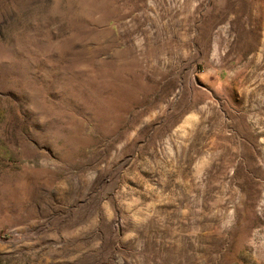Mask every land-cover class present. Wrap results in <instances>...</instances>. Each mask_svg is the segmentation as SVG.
Masks as SVG:
<instances>
[{
  "label": "rangeland",
  "instance_id": "rangeland-1",
  "mask_svg": "<svg viewBox=\"0 0 264 264\" xmlns=\"http://www.w3.org/2000/svg\"><path fill=\"white\" fill-rule=\"evenodd\" d=\"M0 264H264V0H0Z\"/></svg>",
  "mask_w": 264,
  "mask_h": 264
}]
</instances>
